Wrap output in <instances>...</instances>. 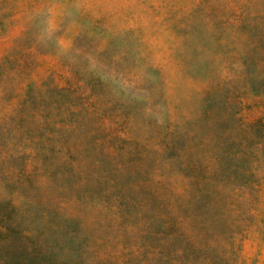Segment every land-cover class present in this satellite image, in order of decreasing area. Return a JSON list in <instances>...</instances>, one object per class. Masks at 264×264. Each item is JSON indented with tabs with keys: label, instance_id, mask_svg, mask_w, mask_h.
<instances>
[{
	"label": "rangeland",
	"instance_id": "1",
	"mask_svg": "<svg viewBox=\"0 0 264 264\" xmlns=\"http://www.w3.org/2000/svg\"><path fill=\"white\" fill-rule=\"evenodd\" d=\"M0 264H264V0H0Z\"/></svg>",
	"mask_w": 264,
	"mask_h": 264
}]
</instances>
